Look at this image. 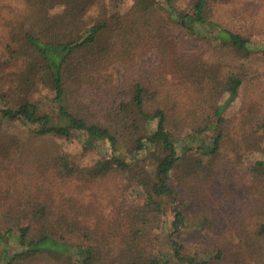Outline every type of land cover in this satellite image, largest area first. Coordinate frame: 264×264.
<instances>
[{
  "label": "trees",
  "instance_id": "trees-1",
  "mask_svg": "<svg viewBox=\"0 0 264 264\" xmlns=\"http://www.w3.org/2000/svg\"><path fill=\"white\" fill-rule=\"evenodd\" d=\"M124 1L99 0L96 17L50 20L51 33L25 32L22 56L8 61L15 78L0 83V264H97L88 223L98 212L80 210V189L111 188L113 175L144 197L141 223L170 212L172 253L131 264H264V20L238 0H130L125 11ZM151 51L157 60L143 63ZM114 66L124 69L122 91ZM48 138L76 140L103 158L78 169L38 144ZM182 161L185 177L215 190L190 218L181 185H172ZM239 210L245 245L222 226ZM195 227L212 237L183 253L181 239Z\"/></svg>",
  "mask_w": 264,
  "mask_h": 264
},
{
  "label": "rangeland",
  "instance_id": "rangeland-1",
  "mask_svg": "<svg viewBox=\"0 0 264 264\" xmlns=\"http://www.w3.org/2000/svg\"><path fill=\"white\" fill-rule=\"evenodd\" d=\"M238 1L239 7L248 13L256 15L254 18L258 22L264 20V0ZM183 2L186 3L187 0ZM96 3L97 7L92 8ZM99 3V0H0V66L2 67L0 83L3 77L6 81L4 83L5 86L8 85L10 77L15 78L11 75L13 65L9 64L8 61L22 56L25 49L23 39L25 32L32 31L36 34L51 33L54 25L50 20L54 21L57 17L63 18L66 16L71 19H73L72 17L79 19L87 17L88 14L96 17ZM129 7L130 0H125L122 10L125 11ZM230 12L228 7L222 9V13L229 21ZM157 57V53L151 51L142 59V62L156 61ZM112 72L114 73V84L119 91H122V83L125 78L124 69L114 66L112 67ZM241 102L242 100L239 98V102L229 109V116H238ZM11 130L17 135L23 132L22 129L15 125L11 126ZM38 144L46 150L54 148L60 154L68 156L78 169L91 168L103 158V155L97 149H87L76 140L65 141L48 138L44 141V145L42 143ZM246 158L253 161L256 159V155H247ZM185 170L186 164L184 161L177 164L172 172V185H181V198L184 200L183 202L189 201L183 207V210L185 215L190 218L191 215L201 211L203 204L200 200L213 199L211 191L215 190L207 187L212 182L201 180L199 184L197 179L185 177ZM113 178L116 181L111 188L104 184L96 187L94 183H88L80 189V204H82L80 210L95 206L98 212V217H91L88 223L92 228L96 226L95 234L98 238L95 239L94 245L99 253L97 264L144 263L151 257L171 254L172 245L168 236L171 233L169 227L170 217H168L170 212L157 218L149 215L150 221L146 224L141 223L137 219L138 208L144 204L145 200H143L144 197L141 196L138 187L134 183L129 185L131 181L128 182L127 179L125 180L120 175H113ZM2 180L5 181L6 178L3 177ZM2 184L3 182L0 181V186ZM187 184H191L194 187V192L186 187ZM114 185L117 186L113 187ZM196 190H198L199 195ZM185 191L188 193H185ZM229 192H236L238 193L237 196L240 197L246 195L245 192L233 186ZM194 195H198L201 198H197ZM241 215V210L238 211V216L237 214H231L230 224L229 221L226 222L223 219L222 226L226 228L228 237H230V233L234 234L233 237H238L240 240L243 239L241 243L245 245L247 243L245 235L247 227L243 223ZM114 221L115 224L111 228L110 224L114 223ZM214 224L216 227L218 221H215ZM136 229L141 231L140 239L131 246L130 242L136 235ZM211 237V233L207 232V230L202 231L197 227L188 229L185 236L181 239L185 247L183 253L191 254L199 249L201 250L205 244L209 243ZM13 242L14 240L11 239L10 243ZM234 244V242L231 243V248ZM246 253H248V250H246ZM40 263L44 264V262ZM170 264H175L174 259L171 260Z\"/></svg>",
  "mask_w": 264,
  "mask_h": 264
}]
</instances>
